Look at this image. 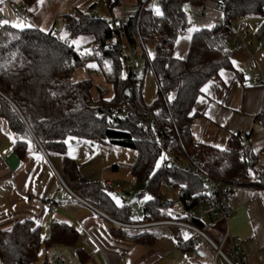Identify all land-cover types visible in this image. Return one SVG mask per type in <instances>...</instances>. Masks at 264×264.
<instances>
[{
	"label": "trees",
	"instance_id": "1",
	"mask_svg": "<svg viewBox=\"0 0 264 264\" xmlns=\"http://www.w3.org/2000/svg\"><path fill=\"white\" fill-rule=\"evenodd\" d=\"M152 1L136 0L135 10L126 14L129 22L122 29L115 28V18L109 22L99 13L90 14L96 5L77 12L78 16L65 15L58 36L53 29L43 32L0 27V96L17 111L25 127L30 125L48 153L64 155V171L78 182L76 188L120 222L128 221L131 207L116 204L101 182L82 179L77 163L65 155L68 137L92 143L108 141L137 152L132 174L136 184H143L152 196L144 205L143 223L162 219V211L169 206L164 185L180 186L179 199L185 205L207 190L205 180L193 171L166 167L156 143L159 134L169 153L185 161L197 159L194 165L221 186L239 180L238 186L264 190V162L258 164L257 154L245 149L240 135L233 136L228 150L195 142L192 136L193 123L200 116L195 107L203 94L201 89L221 71L234 70L232 57L236 50L230 44L236 35L232 21L258 18L264 34V0L220 1L224 23L196 32L187 57L181 60L174 57L173 49L188 24L184 7L205 0H157L159 16L150 7ZM121 5L122 0H103L109 14ZM148 44L154 46L153 57L147 55ZM136 46L146 56V69L152 72L157 85V97L149 105L144 101L142 81L136 72L130 67L128 76L123 75L124 61L128 59L125 51L130 48L132 52ZM86 63L96 64L113 90L112 99L101 97L95 101L90 79L71 81L76 69ZM117 107L125 111L124 118L115 119L113 111ZM15 149L23 153L19 146ZM249 165L255 169L253 180L248 175ZM194 222L201 226L197 219ZM77 235L73 228L55 222L48 244L72 245ZM139 240L151 243L150 237ZM42 246L40 228L30 220L0 232L2 264H34ZM79 257L84 262L81 250Z\"/></svg>",
	"mask_w": 264,
	"mask_h": 264
},
{
	"label": "crops",
	"instance_id": "2",
	"mask_svg": "<svg viewBox=\"0 0 264 264\" xmlns=\"http://www.w3.org/2000/svg\"><path fill=\"white\" fill-rule=\"evenodd\" d=\"M44 1L0 0V21L9 23L0 24V27L24 25L25 21L31 25L28 28L50 32L60 15L62 21L65 15L84 11L69 13L67 6L59 7L61 0L46 3L43 7ZM220 1L205 0L194 6L186 4L190 5L191 13L187 14L185 31L175 42V58L181 60L187 57L196 32L224 23ZM91 5H97V2L90 3L87 9ZM135 6L136 0H122L121 7L112 16L118 19L135 10ZM150 7L156 11L160 6L157 0H153ZM190 28L193 29L191 32L188 31ZM250 43L248 46H236L235 39L231 42V47L236 50L232 57V61H235L234 70L221 71L223 75L220 72L204 86L195 107L200 116L193 123L192 136L195 142L228 150L233 136L240 135L245 149L257 154L260 165L264 162V55L253 53ZM86 79L93 83L91 94L95 101L101 97L106 100L113 98L111 86L98 72L95 63H86L71 77L74 83ZM101 85L106 88H101ZM13 109L0 96V232L10 231L17 223L26 220L34 222L40 228L45 264H50L49 250L53 251L56 264H214L213 256L208 251L188 256L194 233L186 227L154 225L144 230H132L125 226L143 224L147 201L142 208V222H132L130 218L127 222H120L97 208L76 188L78 182L65 173L64 155L48 153L37 136L32 134L30 125L20 128L16 120L11 118ZM66 144L65 155L77 163L82 179L101 182L112 199L116 198L113 199L116 204L119 196L133 187L135 180L132 168L135 161L124 163L120 158L123 150L128 148L109 144L108 141L92 143L78 137H68ZM16 146L23 153L16 150ZM121 173L123 178H120ZM248 175L253 180L255 169L252 168L251 173L249 170ZM138 186L137 193L143 195L145 190H138ZM115 188L116 196H112L110 190ZM177 197V202L165 197L169 206L163 211L168 212V217H172L171 213L175 211L181 212L182 203ZM47 202L56 203L58 212L51 213ZM124 204L129 205L122 197L118 205ZM232 205L234 214L228 229L230 235L237 239L235 250L247 255L246 264H264V190L240 185L232 196ZM181 216H184L182 212ZM55 222L77 231L74 244H48L51 226ZM210 222V215L197 217V223L201 226L209 225ZM225 228L219 223L211 226L207 234L219 244ZM143 237H150L151 243L140 241ZM79 250L85 256L84 262L80 260ZM223 251L227 256L232 254L230 243L225 244ZM218 264L226 263L220 259Z\"/></svg>",
	"mask_w": 264,
	"mask_h": 264
},
{
	"label": "built area",
	"instance_id": "3",
	"mask_svg": "<svg viewBox=\"0 0 264 264\" xmlns=\"http://www.w3.org/2000/svg\"><path fill=\"white\" fill-rule=\"evenodd\" d=\"M224 12V8H222ZM99 13L97 7L91 9L90 14L96 15ZM78 16V14H76ZM129 22V18L126 15L116 19L114 21V26L117 29H122L125 25ZM252 27H256L255 24L251 25ZM235 31V45L236 46H248V26L244 21H241L237 27L234 28ZM60 33L58 31L54 32L55 36H58ZM67 47L71 48V43H67ZM132 50V49H131ZM140 68V63L138 60L134 59L132 64V72H136ZM115 119H122L125 117V111L120 108H115L113 111ZM154 122L153 120L151 121ZM262 123V121H259ZM157 129L158 126H156ZM157 145L163 152V157L165 162H169L172 165V168H180V169H187L193 171V173L205 180L207 184V190L202 192L201 194L197 195L194 200H188L186 205L181 204V212L184 216H181V212L175 211L172 214V217H168V212H162V219L157 222H150V223H143V224H133V225H125L129 229L132 230H144L148 229L154 225H176L181 227H186L193 231L194 236L192 239V249L188 253V256L191 255H200V253H204L208 251L213 256V263L218 264L220 259H223L226 264H246L248 262V257L245 254L237 252L235 250L237 246V239L233 238L230 235L228 226L231 222L234 214V207L232 205V196L236 193L238 188L239 180L229 186H221L216 181L211 179L206 174L202 173L198 167L194 165V162L198 161L194 159V162L185 161L182 159L177 158L173 154L169 153L164 147V138L161 134H159L157 138ZM170 187L174 188L176 195H182V189L180 186L176 184L169 183ZM47 208L51 213L58 212L59 206L53 202H47ZM203 215H210L211 222L209 225L206 226H199L195 224V220L199 216ZM106 216V215H105ZM222 223L226 226L225 233L223 235V239L221 243H216L211 239V237L207 234L208 229L216 224ZM230 243L232 248V254L227 256L224 251L223 247L225 244Z\"/></svg>",
	"mask_w": 264,
	"mask_h": 264
},
{
	"label": "rangeland",
	"instance_id": "4",
	"mask_svg": "<svg viewBox=\"0 0 264 264\" xmlns=\"http://www.w3.org/2000/svg\"><path fill=\"white\" fill-rule=\"evenodd\" d=\"M45 1L42 2L43 7L46 6V3H48V4H51V2L55 3L56 0H45ZM93 2H97V5L95 7L98 8L99 15L103 16L107 21L112 22L113 16H112V14H109L104 9L103 0H61L59 3V7L61 5L62 6L65 5L68 7L67 12L76 13L79 10H86L87 6ZM155 8H158L157 5H155ZM60 14H64V13H60ZM113 15H114V13H113ZM60 18H61V15H60ZM60 18H58L55 21L56 25L53 29L54 32L58 31L60 33L62 31V21ZM241 21H244L248 26V32L250 35L248 38V44L250 42L252 43V46L250 48L251 51H253V53L260 52L261 55L262 54L264 55V34H261V31H260L261 20L258 18L257 19H245V18L243 19V18H241V19H237V20L232 21V27L237 29V27ZM23 23H24L23 28H28L31 26V25H28V23L25 21H23ZM6 24H9V23H6ZM252 24H255L256 27H252L251 26ZM251 43H250V45H251ZM125 53H126V56L128 57V59H126L124 61V69H123L124 77L126 78L128 76L129 71H130V67L133 64V60L134 59L138 60V62L140 63V69H138L136 71V75L142 81V94L144 97V101L148 105L153 103V101L157 97V85H156V81H155V78H154L152 72L146 69V56L143 54V52L139 46H136L134 48V50H132V52L130 51V48H128V49H126ZM149 53H151V55H149ZM147 55L150 57H153V55H154V46L152 44L147 45ZM81 68L76 69V71H78ZM100 87L103 89L106 88L105 86H102V85ZM104 92H107V90H104ZM17 115H18L17 111L15 112V110L13 109L11 112V118H14L16 120V124L18 126H20V128L23 129L24 126L22 123V119L19 117V115L18 116ZM25 129H26V131H28L30 133V131L27 128H25ZM38 141L40 142L39 139H38ZM123 151L124 152L120 156V158L122 159V162L128 163V162H134L135 161V158L137 155L135 150L128 148V149H124ZM249 170L251 173V170H252L251 166H250ZM127 176L130 177L129 175H127ZM123 177H124L123 173H121L120 178H123ZM126 179H129V178H125V180ZM134 180H135V178H134ZM135 183H136V181H135ZM135 183H134L133 187H131L129 189V191H124L123 195L119 196V199L121 201L122 197H125V200L128 201L129 206L131 207V212H130V216H129L130 220L132 222H142V220H143V212H142L143 205L146 201L150 200V199H145V197H151L152 198V196L148 191H145L143 195H140L141 194L140 192L138 194L136 191V185L137 184H135ZM116 188H115V190H110L112 196H116V192H115ZM127 194H129V196H127ZM163 194L167 199L175 200L176 202L178 201V197L176 195L174 188H172L170 186L164 187ZM55 259L56 258L53 255V251L49 250L48 251L49 263L50 264H56L57 260H55ZM0 264H2L1 259H0ZM35 264H45L43 247L41 248V252H40L38 260L35 262Z\"/></svg>",
	"mask_w": 264,
	"mask_h": 264
},
{
	"label": "snow or ice",
	"instance_id": "5",
	"mask_svg": "<svg viewBox=\"0 0 264 264\" xmlns=\"http://www.w3.org/2000/svg\"><path fill=\"white\" fill-rule=\"evenodd\" d=\"M156 15H161V12L159 11V9H156ZM7 23V21H0V24H5ZM12 27H23V24H13ZM193 29H188L189 32H191ZM73 43H76L75 41ZM149 55H151V53H149ZM233 64H235V61H233ZM92 66V65H90ZM221 75H223V72H221ZM201 91H204V89H201ZM161 159H164V157L162 156ZM159 161H157V167H159ZM183 187V186H182ZM113 199H116L115 197H113ZM145 199H151V197H145ZM117 204H119V200H116Z\"/></svg>",
	"mask_w": 264,
	"mask_h": 264
},
{
	"label": "water",
	"instance_id": "6",
	"mask_svg": "<svg viewBox=\"0 0 264 264\" xmlns=\"http://www.w3.org/2000/svg\"><path fill=\"white\" fill-rule=\"evenodd\" d=\"M184 12H185L186 14H190V13H191V7H190V5H185V7H184ZM126 94L129 95V90L126 91ZM31 131H32V130H31ZM32 134L35 135L33 131H32ZM166 167H167L168 169H172V165H171L169 162L166 163ZM144 188H145V186H144L143 184H140V185L138 186V190H144Z\"/></svg>",
	"mask_w": 264,
	"mask_h": 264
}]
</instances>
